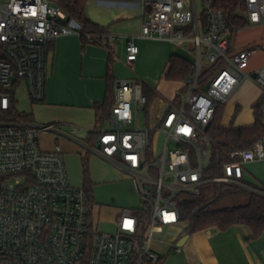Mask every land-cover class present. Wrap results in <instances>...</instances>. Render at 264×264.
I'll use <instances>...</instances> for the list:
<instances>
[{
  "label": "built area",
  "instance_id": "1",
  "mask_svg": "<svg viewBox=\"0 0 264 264\" xmlns=\"http://www.w3.org/2000/svg\"><path fill=\"white\" fill-rule=\"evenodd\" d=\"M97 1L137 3L141 25L127 37L129 67L138 60L137 39L177 45L192 66L186 98L152 119L143 83L114 84L110 128L98 131L97 151L135 183L143 208L123 210L114 233L98 231L87 193L71 184L62 147L41 146V136L57 126L15 122L8 113L17 80L25 81L33 102L45 101L48 54L60 38L79 36L109 47L125 37L88 30L62 0H0V264H158L149 247L152 231L179 225L182 203L209 183L203 162L212 158L208 129L218 108L250 80L263 93L264 114V65L251 69L264 49L237 46L243 29L232 31L216 0ZM243 7L248 28L264 24V0H243ZM205 69H213L211 79L204 78ZM140 111L144 129L137 127ZM229 158L212 182L245 186V165L264 163V140Z\"/></svg>",
  "mask_w": 264,
  "mask_h": 264
},
{
  "label": "crops",
  "instance_id": "2",
  "mask_svg": "<svg viewBox=\"0 0 264 264\" xmlns=\"http://www.w3.org/2000/svg\"><path fill=\"white\" fill-rule=\"evenodd\" d=\"M101 6L109 8L110 11L114 9L118 12H115L116 15H114L112 20H107L105 25H101L87 17L86 5V18L98 28L113 36L117 34L118 23L131 20V18L125 17L122 13L118 14L121 10L136 9L139 12L136 4L124 1L104 2ZM135 18L139 21L138 27H140V12ZM121 27H123L122 24L119 25V28ZM253 28L262 30L260 34L262 39H254L244 44L236 43L237 46L242 47L249 43H258L262 44L261 46L264 49V24ZM245 29H248V27L242 31ZM125 41L127 47V37H125L123 42ZM117 49V44L109 47L91 44L85 38L79 36L60 38L50 48L52 64L47 80L45 101L34 105L33 120L30 122L35 124L34 118L38 117L43 122L40 123L42 125L57 126V131L44 133V136H41V146L46 151L53 150L57 145L62 147L70 181L74 187L84 188L85 186L83 165L85 158L89 162L90 179L93 188L98 186L116 187L118 192L111 198L110 205L105 207L95 205L93 208L92 219L94 226L98 231L104 233H114L117 229V220L121 212L123 210H134L129 209V204L135 201L139 202V199L134 200V197H138L135 183L99 154L97 151L98 136L95 138L92 135L94 132L104 129V125L99 128L98 117L104 113V110L110 112L108 107H110L111 100L114 101V84L119 80H130L119 76L116 72L117 65L114 64L113 55ZM78 52L83 55L81 63H76L73 60L74 54H78ZM173 55L181 57L182 53L177 51ZM169 61L170 58L168 60V71ZM124 64L129 67L126 59ZM135 65L136 63L133 67ZM263 65L264 63L259 65L252 60L251 69L254 70ZM77 81L81 84L80 91L73 88H65L68 84L77 85ZM145 88L148 94L154 95L146 108L149 118L155 119L160 116L167 109L169 103L178 104V95L173 101L166 103L158 95L156 89L146 84L144 85ZM262 104L263 93L261 89L250 80L242 81L230 100L222 105L224 113L229 108V111L234 116L232 123L224 124L222 121L223 125H232L238 129L254 126L255 107ZM251 113H253L254 118L251 117ZM236 120L243 121V123L238 126L235 124ZM87 134H90L89 139H86ZM255 165L257 163L245 165L243 180L245 186L241 187L248 192H256L255 190L259 188L264 194V185L260 182L261 179L257 180L249 169L255 167ZM126 182H129V188L132 191L131 196L134 194L130 200H127L129 197L125 198L122 195L123 191H120L127 186ZM151 234L155 236L156 240L152 243L150 241L149 247L152 251L159 254L162 259L161 264H264V248L263 245H260L264 241V234L255 239L252 231L247 226H236L227 231H221L217 228L202 231L201 236L196 240L194 251L192 252L188 248V250L185 249L186 253L181 254H176V247L180 240L187 236L183 228L178 227V225L160 227L154 229ZM251 243H253L254 247L253 253L250 248ZM171 246L174 247L165 256ZM180 248L182 249V247Z\"/></svg>",
  "mask_w": 264,
  "mask_h": 264
},
{
  "label": "rangeland",
  "instance_id": "3",
  "mask_svg": "<svg viewBox=\"0 0 264 264\" xmlns=\"http://www.w3.org/2000/svg\"><path fill=\"white\" fill-rule=\"evenodd\" d=\"M86 8V15L87 17L98 24L105 25L107 20H112L114 15H116L115 12H118L116 10L110 11L109 8L101 6V3H98L97 0H90L88 1ZM131 4H137L135 2H129ZM122 13L125 17L131 18V20H127L121 23H118V30L116 36L119 37H130V36H136L139 33V21L135 18L138 16V11L136 9H127V10H121L118 14ZM243 15V13H242ZM123 25V27L119 28V25ZM262 31V30H261ZM261 31L257 28H248L242 31L239 35L236 36L235 42L237 44H244L254 39H260L261 38ZM262 39V38H261ZM259 41V40H258ZM136 45L139 48V56L138 60L136 61V65L133 68H129L124 64L126 59V41L123 43H117V51L113 55V60L115 61L114 64L117 65L116 72L119 76L123 78H127L130 80H138L139 82L143 83L144 85H148L153 89L157 90L158 95L161 97L163 101L171 102L173 101L177 95L179 96L178 100L182 101L186 98V90L183 89L184 82L182 81H171L166 78V73L168 71V60L171 55L175 54L178 51V47L176 44L170 42V41H164V40H136ZM262 45V44H261ZM50 50L48 54V71H47V77H46V86H47V80L49 78V73L51 70V58H50ZM83 55L78 52V54H74L73 60L78 63L82 62ZM254 62L257 64H263L264 63V51L256 54L253 57ZM71 62V61H70ZM76 69V68H75ZM77 70V69H76ZM74 70V71H76ZM205 71H208V69H205ZM213 71H210L207 78H212ZM79 80V78H77ZM66 85V84H65ZM64 85V86H65ZM79 81H77V85H69L65 86V88H73L80 91ZM47 92V90H46ZM14 108L16 113L19 115H23L24 113L33 115L34 110L33 107L35 104H41L37 102H33L29 96L27 85L24 80H17V85L14 87ZM223 123H232L233 121V113L229 111V108L226 109V112L224 113ZM251 117L254 118L253 113H251ZM36 121V125H42L40 123L41 120L39 118H34ZM138 125L137 127L139 129H144L146 127V115L143 111H140L138 115ZM15 122H22L23 120L20 118H14ZM243 123V121H235V124L240 126ZM105 130L110 128V124L108 121H105L104 127ZM44 136V135H43ZM42 136V137H43ZM90 138V134L86 135V139ZM43 139V138H42ZM43 142V140H42ZM43 145V143H42ZM209 156H212V148L209 149ZM203 165L205 168H209L211 166V160L207 159L204 160ZM250 171L253 173L254 177L258 179H261L260 182L264 185V163H257L255 167L249 168ZM213 179L209 177L206 172L204 173V180L209 181L208 184L204 185L201 188V195L189 197L188 200L196 199L200 200L202 202H210L213 201L215 198L219 199L217 202H215L212 206H210V209L212 210H222L227 208H232L236 206H243L246 205L249 201V195L248 192L244 189H236V185L234 184H221V183H214L212 182ZM126 187H124L122 190V195L127 200H130L131 197L134 195L131 193L132 191L129 188V182H126ZM118 192L116 190V187H94L93 188V194H94V202L92 203V208H94L95 205H99L101 207H105L110 205L111 198L113 195H115ZM133 199V198H132ZM135 199H139L138 197ZM187 200V201H188ZM183 204V203H182ZM128 207V206H127ZM143 208V205L140 202H131L129 204V209H136L139 210ZM190 224L189 222H181L178 227L183 228V231L185 234L190 233L188 230ZM202 231L194 232L189 235L190 239L188 243L182 247L181 253H186L185 249L188 250L191 249L193 252L195 249L196 240L201 236ZM154 234V233H153ZM151 234V243L156 240L155 236ZM159 239V238H158ZM162 239V238H161ZM162 241V240H158ZM260 245H263L264 248V241ZM174 246H171L168 251L166 252L165 256H167L170 251L172 250ZM251 252L253 253L254 247L253 243H251ZM180 253V254H181ZM158 254V253H157ZM176 254H179L176 252ZM159 255V254H158Z\"/></svg>",
  "mask_w": 264,
  "mask_h": 264
},
{
  "label": "trees",
  "instance_id": "4",
  "mask_svg": "<svg viewBox=\"0 0 264 264\" xmlns=\"http://www.w3.org/2000/svg\"><path fill=\"white\" fill-rule=\"evenodd\" d=\"M88 0H62V5L65 10L76 17L84 26L90 31L104 32L92 22H90L85 15V8ZM216 6L226 15L229 27L233 32H239L247 27L248 23L242 12L244 11L243 0H216ZM192 66L183 58L172 55L169 61V71L166 78L171 81H182L190 75ZM213 69L205 71L204 78L206 79L209 72ZM145 93L148 96L149 103L152 101L154 95ZM114 100V99H113ZM113 102H110V112L104 110V113L99 115V128H102L105 121L110 119L111 108ZM262 105L255 107V124L249 128H234L231 126H224L223 114L224 108L220 106L214 121L208 129V136L211 140L212 158L211 166L206 170V174L211 178H219L223 175V166L230 161L229 155L233 152L252 148L256 142L264 139V114L261 110ZM100 111V110H99ZM8 118H20L24 122H32V115L24 113L22 116L16 113L15 108L8 113ZM95 138L98 132L92 134ZM84 175L85 186L84 190L87 193L91 204L94 202L93 185L90 179V169L88 159H84ZM244 189L236 185V189ZM245 190V189H244ZM261 191L259 188L257 189ZM247 191V190H246ZM248 192V191H247ZM249 201L246 205L236 206L222 210H212V206L219 199L215 198L213 201L204 203L200 200L191 199L184 202L181 207L182 221L189 222L188 230L190 234L198 231H205L212 228H217L221 231H227L236 226H247L253 233L255 239L264 234V194L259 192H248ZM162 263V259L158 264Z\"/></svg>",
  "mask_w": 264,
  "mask_h": 264
},
{
  "label": "water",
  "instance_id": "5",
  "mask_svg": "<svg viewBox=\"0 0 264 264\" xmlns=\"http://www.w3.org/2000/svg\"><path fill=\"white\" fill-rule=\"evenodd\" d=\"M204 91H207V88H204ZM188 240H189V236L183 237L178 243V247H183L187 243Z\"/></svg>",
  "mask_w": 264,
  "mask_h": 264
}]
</instances>
